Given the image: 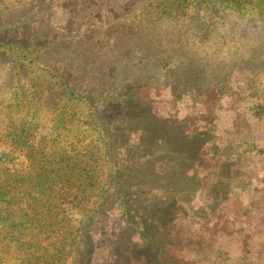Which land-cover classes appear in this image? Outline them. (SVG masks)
I'll use <instances>...</instances> for the list:
<instances>
[{"label": "rangeland", "instance_id": "obj_1", "mask_svg": "<svg viewBox=\"0 0 264 264\" xmlns=\"http://www.w3.org/2000/svg\"><path fill=\"white\" fill-rule=\"evenodd\" d=\"M0 264H264V0H0Z\"/></svg>", "mask_w": 264, "mask_h": 264}, {"label": "trees", "instance_id": "obj_2", "mask_svg": "<svg viewBox=\"0 0 264 264\" xmlns=\"http://www.w3.org/2000/svg\"><path fill=\"white\" fill-rule=\"evenodd\" d=\"M135 104H137V103H135Z\"/></svg>", "mask_w": 264, "mask_h": 264}]
</instances>
